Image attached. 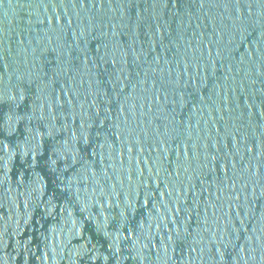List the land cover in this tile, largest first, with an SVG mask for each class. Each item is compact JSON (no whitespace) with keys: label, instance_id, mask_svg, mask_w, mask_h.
<instances>
[{"label":"water","instance_id":"1","mask_svg":"<svg viewBox=\"0 0 264 264\" xmlns=\"http://www.w3.org/2000/svg\"><path fill=\"white\" fill-rule=\"evenodd\" d=\"M0 264H264V0H0Z\"/></svg>","mask_w":264,"mask_h":264}]
</instances>
